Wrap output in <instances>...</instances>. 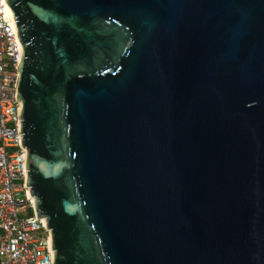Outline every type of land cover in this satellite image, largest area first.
I'll list each match as a JSON object with an SVG mask.
<instances>
[{"label": "water", "instance_id": "1", "mask_svg": "<svg viewBox=\"0 0 264 264\" xmlns=\"http://www.w3.org/2000/svg\"><path fill=\"white\" fill-rule=\"evenodd\" d=\"M4 2L54 264H264V0Z\"/></svg>", "mask_w": 264, "mask_h": 264}, {"label": "built area", "instance_id": "2", "mask_svg": "<svg viewBox=\"0 0 264 264\" xmlns=\"http://www.w3.org/2000/svg\"><path fill=\"white\" fill-rule=\"evenodd\" d=\"M22 55L16 26L0 0V264H54L46 219L35 214V199L27 192V148L17 100Z\"/></svg>", "mask_w": 264, "mask_h": 264}, {"label": "rangeland", "instance_id": "3", "mask_svg": "<svg viewBox=\"0 0 264 264\" xmlns=\"http://www.w3.org/2000/svg\"><path fill=\"white\" fill-rule=\"evenodd\" d=\"M25 216H28L29 214H31V211L30 212H25L23 213Z\"/></svg>", "mask_w": 264, "mask_h": 264}]
</instances>
